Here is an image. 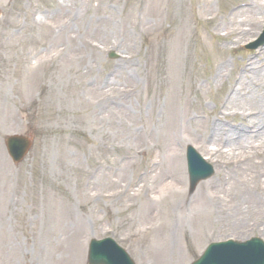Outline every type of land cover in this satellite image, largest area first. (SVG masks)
I'll return each instance as SVG.
<instances>
[{"label":"rangeland","instance_id":"rangeland-1","mask_svg":"<svg viewBox=\"0 0 264 264\" xmlns=\"http://www.w3.org/2000/svg\"><path fill=\"white\" fill-rule=\"evenodd\" d=\"M257 1L0 0V264H87L89 241L104 237L136 264H190L211 242L264 239V89L254 78L264 47L244 49L264 17L250 25L238 14L245 32L231 35L236 9ZM202 122L223 132L228 170ZM11 135L34 141L18 166ZM188 146L215 168L194 193ZM170 157L175 172L159 164ZM132 158L129 177L100 184ZM139 174L150 182L130 207L101 197L132 190ZM230 211L254 214L236 224Z\"/></svg>","mask_w":264,"mask_h":264},{"label":"bare ground","instance_id":"bare-ground-1","mask_svg":"<svg viewBox=\"0 0 264 264\" xmlns=\"http://www.w3.org/2000/svg\"><path fill=\"white\" fill-rule=\"evenodd\" d=\"M248 7H251V6H248ZM238 14L240 16L245 15L246 18L243 19L242 22H249L248 24L252 25L255 22V20H258L260 17H264V0H258L257 1V5H255L252 9H248V8L241 9L238 12H236L234 16H232V21H233V23H236V25L234 26V30H233V32H231V35L241 36V35L244 34L245 30L242 29L241 28L242 25L238 24L237 21H236V17H237ZM222 27H223L224 30H227L229 28V25L224 24V25H222ZM236 41L237 40H233L232 44H234ZM226 67L227 66L225 65V63L221 66L220 70L218 71L217 75L215 76V79H214L215 82L223 80L224 75L226 73ZM255 77L259 78V79L262 78L263 84L261 85V90H263L264 89V78H263L264 77V73L263 72L262 73H256L254 75V78ZM245 86H246V82L244 81L242 83V85L240 86V89L236 93L235 97L232 100V102H233L232 104L233 105H237V106L239 105L237 102L242 100L240 98V96L242 95V90L245 89ZM102 93H104V92H102ZM259 93H260V90H258V91H253L252 90V91L248 92V94H247L248 97L247 98L249 100L251 99L250 100V104L253 103L252 101H254L256 99V97H257V95ZM221 116H222V112L220 111L217 114L216 117L220 118ZM126 117L127 116H123L122 118H126ZM183 122H185V119L183 117H179L177 125H180ZM203 125L205 126V130L206 131L213 132L214 135L217 134V139L213 143L214 146H217V148H218L217 151H215V155H216V158L218 160L219 165H221L223 168H227V170H228L229 166L231 164H230L229 160L226 159V156L224 155V152L220 150V148L223 147L224 141H225L222 138L223 137V134H222L223 132H221L218 129L214 128L213 123L206 122V123H203ZM263 133H264V130H263ZM188 136H191V135L188 134ZM244 139L245 138L240 139L238 143L230 142V144L227 145V148L230 149L231 153H234L236 150H239V147H242V146L245 145V143L247 141H245ZM171 152H173V151H171ZM223 156H225V158ZM132 161L130 163L128 162V164L126 163L125 165L122 166V168L118 172V176L117 175H111V174H104L100 178V181H101L100 184L103 185L106 182H108V178L110 179V181H113V178L117 179V177H118V179H120L122 181V180L126 179L127 177H129L130 174H131V171H132V169H133V167H134V165L136 163V161L134 162L133 158H132ZM159 164H160L161 167L164 164V167H166L168 170H172L174 172L178 170V165L176 163L175 157H172V158L170 157L169 159H165L164 162H161V163L159 162ZM159 178H162L161 172H158L156 170V173H155L154 177H151L150 179H152V180L155 179V182H157ZM113 182H115V181H113ZM148 182H150L148 179L139 176L133 182L132 190H125V191L122 190L121 192H113L111 194H102L101 197L104 198V199L112 200V201H115V200L118 201L119 200L120 202H122L127 207H130V206H128L130 200L131 199L133 200L136 197H138V194H141V189L144 188V186H142V184H146ZM147 190H149V189H147ZM225 213L228 215L229 219L234 221L236 224L243 222V220L246 217H248L251 214H254L253 212H233V211L225 212ZM255 213L259 214V213H261V210L256 211ZM261 214H264V212H262ZM200 215L204 216V217L208 216L207 213H201ZM76 221L80 222V218L77 217ZM81 227H83V221H81ZM254 229L256 230V225H254ZM263 231H264V227H263ZM12 245L14 246V248L16 246H20L18 243L17 244L13 243ZM10 261H12V257H10Z\"/></svg>","mask_w":264,"mask_h":264},{"label":"water","instance_id":"water-1","mask_svg":"<svg viewBox=\"0 0 264 264\" xmlns=\"http://www.w3.org/2000/svg\"><path fill=\"white\" fill-rule=\"evenodd\" d=\"M264 43V35L258 42L249 47L256 49ZM28 141L22 139H9L11 154L16 161H20L27 151ZM191 160L192 184L195 186L200 179L206 178L209 173L203 176H196L201 168L200 161L189 154ZM198 169V170H197ZM89 264H131L126 255L111 242H101L94 244L89 255ZM196 264H264V246L258 240L246 244L228 243L212 246L206 255Z\"/></svg>","mask_w":264,"mask_h":264}]
</instances>
